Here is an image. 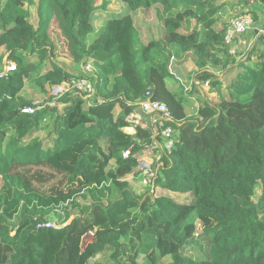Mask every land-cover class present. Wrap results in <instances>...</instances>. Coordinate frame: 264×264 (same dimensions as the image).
Listing matches in <instances>:
<instances>
[{"label":"trees","instance_id":"obj_1","mask_svg":"<svg viewBox=\"0 0 264 264\" xmlns=\"http://www.w3.org/2000/svg\"><path fill=\"white\" fill-rule=\"evenodd\" d=\"M121 1L130 13L110 17L99 30L97 0H6L0 9V49L15 64L0 77V264H165V258L168 264H264V53L253 61L264 34L235 66L216 17L225 7L218 0ZM255 3L264 13V0ZM153 8L164 36L145 43L133 14ZM172 48L192 55L194 81L208 82L212 92L221 81L210 69L235 66L227 97L199 100L189 116L194 91L169 86L178 83L170 71ZM60 59L83 67L92 62L93 72L74 74ZM79 77L93 81L91 101L71 91L44 100L55 107L23 113L38 106L21 98L24 89L47 96L51 84ZM149 92L167 105L169 125L180 133L172 151L156 149L164 205L128 181L140 180L132 172L138 158L161 142L139 109ZM135 109L148 127L135 126L131 135L126 129L134 127ZM47 120L51 125L43 126ZM221 123L238 144L218 162L183 139L184 126L200 137ZM49 126L54 145L46 146L35 134ZM79 148L70 169L58 163ZM58 209L71 221L46 227ZM87 236L92 241L84 243Z\"/></svg>","mask_w":264,"mask_h":264},{"label":"rangeland","instance_id":"obj_2","mask_svg":"<svg viewBox=\"0 0 264 264\" xmlns=\"http://www.w3.org/2000/svg\"><path fill=\"white\" fill-rule=\"evenodd\" d=\"M6 0H0V9L3 8ZM97 7L99 9L98 13L95 15L94 20V27L96 29H100L103 25V22L110 17L113 16H121L123 14L130 13V10L128 7L121 1V0H97ZM104 3H107V7L105 9L102 8V5ZM217 5H225L224 9L222 10L221 14L217 15V20L220 27H227L229 22L233 20L234 18L243 15V14H250L254 20L255 16L257 15L258 21H255V23L260 28V34L264 31V13L258 9V6H255V0H218ZM254 11H256L254 13ZM135 24L138 27L141 38L143 42L147 43L150 40H158L163 38L164 36V24L163 22L157 17V12L153 8L151 10H139L135 12L134 14ZM34 19V18H33ZM32 19V20H33ZM184 33H187L188 31L186 29H183ZM264 41V39H263ZM260 50L253 54L254 59L253 61H257L258 56L261 53H264V45L262 42L259 44ZM263 51V52H262ZM172 52L174 55V58L172 60V63L170 64V71L172 74L176 77L178 83H169V86L171 88H178L179 84H182L185 87L186 91H194L193 98L190 103L186 105V113L189 116H193L198 111L199 101L198 100H208L212 103L218 102L224 97H227L228 87L237 73V68L235 66H238V63L245 61L247 58L244 57L241 60H236L234 69L230 73H226L225 75L221 74L220 76V86L216 89H214V92L211 91V87L208 89H205L204 85L202 83L194 81L192 72L196 70L195 65L193 63L192 55H182V53L177 48H172ZM8 61V55L5 50V48L0 49V73L4 71L6 67V62ZM60 62L65 65L69 70H78L79 75L85 73V67L81 65H76L71 63L68 60L60 59ZM75 68V69H74ZM193 84L197 86V89L199 92L195 91L193 89ZM54 87L63 88L62 85H55L51 84L50 88L48 90V95L41 94L38 91L33 90L32 88L24 89L20 96L24 101L31 102L33 104H37L41 101H44L47 99V97H53V96H61V94L64 93V90L61 89L60 92L54 93ZM198 100H196V99ZM62 108H60V111ZM138 109H135L132 113L135 114ZM132 115V114H131ZM131 115L129 119L131 118ZM135 116V115H133ZM132 116V121L133 119ZM50 120H47L44 122L43 125H48L50 123ZM222 124V123H221ZM51 125V124H50ZM183 139L184 141L191 145L192 147H196L199 150H201L206 157H210L212 163L220 161L222 157V153L226 150H229L230 152L233 151L237 144L238 139L236 136H234V133L223 131L225 128L222 125H219L216 127V129L208 130L204 135H201L200 137L198 134L195 135L191 132V129H189L187 126H184ZM126 132L133 133L131 129H126ZM48 133L49 130L37 133L35 136L40 137L42 140L46 141L48 139ZM180 137V133L175 132V141ZM211 152H213V155H211ZM81 148L74 150L66 155H64L62 158L58 160V163L62 165L64 168L70 169L73 164L75 163V159L80 155ZM158 152L154 151V156L159 157L160 155L157 154ZM114 166L113 162H110L108 166H106V170H109ZM99 177V173H96L94 176H89V180H95ZM130 182V185H132L138 193L142 195H151L152 198L156 201H158L159 205H164V202H166L167 195L165 193L160 194L159 191L155 188L154 194L153 189L150 187H145L141 184L140 180H133L128 179ZM260 195V192L257 193L256 198ZM86 201V200H85ZM58 213H50L48 217V222H52L53 224H62L64 221L70 222V219H67V217L63 214L62 209L57 210ZM197 235L201 234V231L199 230L197 232ZM92 241V236H87L84 239V243H88ZM170 258H165L164 263L168 264L170 263ZM95 260L91 262V264H94Z\"/></svg>","mask_w":264,"mask_h":264},{"label":"built area","instance_id":"obj_3","mask_svg":"<svg viewBox=\"0 0 264 264\" xmlns=\"http://www.w3.org/2000/svg\"><path fill=\"white\" fill-rule=\"evenodd\" d=\"M259 24L255 23L254 18L250 14L240 15L229 22L226 27L225 34V47L228 54L235 60H241L244 57L247 58L251 52L254 44H256L258 36L261 34ZM264 34V31L263 33ZM247 55V56H246ZM15 69V64L11 61L6 62V67L3 72L0 73V77L8 76L11 71ZM93 72V64L90 62L85 66V73L91 74ZM205 89H209L210 84L208 82L202 83ZM65 94L66 92H79L83 94L89 101H91L95 95V86L91 79L87 77H79L72 80L69 83L62 85ZM61 94V96L63 95ZM36 106L26 107L23 109V113L33 115L36 112L45 109L47 107H55L54 102L44 101L37 103ZM140 111L150 118L153 137L160 136L161 142L154 143L149 146L148 149L138 158L139 164L133 169V173H138L140 182L145 187H150L154 190L156 188L157 170L155 168L156 163L160 162L161 157H155L154 151L161 147L164 151L170 152L175 147V131L169 125L173 122V116L166 104L155 101L151 98V93H147V99L140 105ZM140 116V115H139ZM135 119V117H133ZM129 121L132 122L130 118ZM133 123V122H132ZM133 147L126 150L123 153V159L127 160L132 156ZM56 224L52 222L46 223V227H55Z\"/></svg>","mask_w":264,"mask_h":264},{"label":"crops","instance_id":"obj_4","mask_svg":"<svg viewBox=\"0 0 264 264\" xmlns=\"http://www.w3.org/2000/svg\"><path fill=\"white\" fill-rule=\"evenodd\" d=\"M102 27V26H101ZM97 30H99V29H97ZM254 59V58H253ZM75 69V68H74ZM71 72H73L74 74H77V75H79L80 73H79V71L78 70H70ZM210 71L211 72H214V73H220L219 75L221 76V74H223V75H225L226 73H230L231 71H229V72H226V71H222L221 69H210ZM234 78V77H233ZM210 88V87H209ZM196 99V98H195ZM196 100H198V99H196ZM199 101V100H198ZM191 102V101H190ZM133 115H135V116H133ZM132 116L133 117H135V120L134 121H130L133 125H134V127H132V128H128V129H131L132 131H133V133H129V134H131V135H134V134H136V129H135V126H141L143 129H146L147 127H148V125H147V123L145 122V121H143L142 120V118H141V116H139V114H137V113H135V114H132L131 115V118H132ZM50 123H48V125H49ZM48 125H43V126H48ZM47 130H49V133H48V139L46 140V141H44L45 142V145L46 146H48V145H54V137H51L50 136V132H51V130H52V127L51 126H49L48 127V129ZM46 130V131H47ZM128 133V132H127ZM40 138V137H39ZM41 139V138H40Z\"/></svg>","mask_w":264,"mask_h":264},{"label":"bare ground","instance_id":"obj_5","mask_svg":"<svg viewBox=\"0 0 264 264\" xmlns=\"http://www.w3.org/2000/svg\"><path fill=\"white\" fill-rule=\"evenodd\" d=\"M60 88H58V87H54V93H58V92H60Z\"/></svg>","mask_w":264,"mask_h":264}]
</instances>
